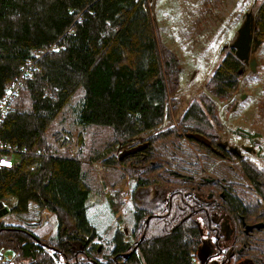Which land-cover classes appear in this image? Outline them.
I'll return each instance as SVG.
<instances>
[{
  "label": "trees",
  "instance_id": "obj_1",
  "mask_svg": "<svg viewBox=\"0 0 264 264\" xmlns=\"http://www.w3.org/2000/svg\"><path fill=\"white\" fill-rule=\"evenodd\" d=\"M217 1L199 0L196 21L213 12ZM155 5L156 0H0V101L21 66L35 61L0 119V154L14 152L19 159L14 167H0V201L32 220L0 223V249L15 254L13 264H194L198 257L201 230L193 203L183 198L187 182L179 174L148 179L133 169L130 195L140 222L118 227L107 245L88 215L101 190L93 163L106 168L121 162L116 154L121 142L141 137L153 142V159L177 154L157 145L159 127L171 119L170 102L180 103L173 98L181 70L178 56L159 42ZM254 13L264 47V2ZM245 70L229 50L206 93L185 111L181 128L207 134L216 121L217 100L234 95ZM147 166L148 173L166 170ZM107 170V183L115 187L121 173ZM150 182L173 193L170 209L146 222L156 209ZM32 203L57 219L47 239L33 228L42 220Z\"/></svg>",
  "mask_w": 264,
  "mask_h": 264
},
{
  "label": "rangeland",
  "instance_id": "obj_2",
  "mask_svg": "<svg viewBox=\"0 0 264 264\" xmlns=\"http://www.w3.org/2000/svg\"><path fill=\"white\" fill-rule=\"evenodd\" d=\"M198 1L199 0H156V5L152 8L155 25L157 27L158 25L162 27V32L159 34L161 46L164 44L178 56V59H180V90L178 89V92L175 94L176 98H173L175 100L179 99L180 103L176 105L173 101L170 102L171 119H165L159 127L160 133L157 132L160 134L157 145H162V149H160L167 153H170L168 149H176L172 148V144L177 140L178 132H181V119L185 111L194 100H198L202 94L206 93L209 79L226 56L225 52H227V50L224 49L225 45L233 42L235 39L239 27L245 20L246 13L250 10L254 13L257 7L264 2V0H218L215 6H212L214 7V11H210L205 17H199V22H197L195 4H197ZM259 48H261L259 53V71L257 73H243L240 77L238 89L236 90L238 91L237 98H239L241 94H248L247 99L242 101L245 105L241 107L242 109H240V111H234V103L231 100L234 101L236 99L235 96L229 100H217V112L214 118L216 121L212 120V123L209 125V130H212L215 124L220 123L222 124V129L224 130L225 128L226 133H224L223 130L220 132L224 136L230 137L229 133L226 131V128L230 127L228 126L229 124L235 126V124L242 125L251 123L255 125L254 123H264V111H261V114H256L254 110H252L256 107L264 108V96L261 98L260 102L258 100L256 103V99L264 94V47L261 44ZM173 126L177 128V130H175L176 135L170 136L168 133ZM183 131L185 132L186 130L183 129ZM125 143L126 142H121L117 148L116 154L121 162L113 165L105 164L106 168H104L103 164L100 162L93 163L97 172V184H99L97 188L101 190L98 191L96 197H93L88 215L92 222L97 225L103 236L101 240V243H103L102 245H107L112 241L113 234L119 227L116 222L118 213L122 212L123 214L121 218L123 224L130 220V215L133 211L132 208H134L133 199L129 197L133 178L131 171H133V169L140 170L139 172L142 173V176L151 179L156 176L158 178V175H163L157 174L156 172L166 173L167 167L173 168L170 161L158 160L164 159L163 157H167L170 154H163L161 157L157 156V158L153 159L150 158V148L148 152H146V156L142 155L140 159L134 162L126 158L124 159L126 155L125 149L121 154H119V151ZM150 144L152 147L153 142H150ZM174 146H179V143H175ZM178 149L179 148L176 150ZM182 150L184 152L186 151L185 154H182L179 149L176 155H180L177 159L182 160L183 158H189L190 156L187 157L188 153L192 155V152L184 146H182ZM201 154L203 159L208 157L205 151H202ZM120 155H124L123 158H120ZM148 164H150L151 168H154L156 165L166 170H157L155 173H148L146 169ZM107 169H115L117 172L121 173V176H119L120 180L115 187L114 185L112 186V181L107 183V181L111 180V175ZM207 169L210 171V168ZM153 182H150L151 184L149 187V192L152 195L159 190L157 187L162 183L160 179H158L157 182L158 186ZM162 186L167 187V185ZM113 187L115 191H113ZM112 200L115 206L112 205ZM119 200H121L123 204H121ZM129 201L130 203H128ZM138 203H142V201L138 200ZM5 204L8 206L9 212L3 216V222L13 225H24L32 222L28 213L15 212L12 210L11 203ZM136 206L135 203V207ZM31 208L37 212L38 219L42 220L40 225H35L33 227L34 230L40 233L44 239H47L50 235L55 233L57 219L48 218L51 214L50 210H39L35 203L31 204ZM123 227L125 226H121L120 228ZM129 227L131 229L132 226L129 225ZM126 231L127 233H131L128 229Z\"/></svg>",
  "mask_w": 264,
  "mask_h": 264
},
{
  "label": "flooded vegetation",
  "instance_id": "obj_3",
  "mask_svg": "<svg viewBox=\"0 0 264 264\" xmlns=\"http://www.w3.org/2000/svg\"><path fill=\"white\" fill-rule=\"evenodd\" d=\"M231 43L224 47L227 50L224 51L226 55L229 50L236 55L235 49L230 47ZM260 51L261 48L256 52V72L244 62L245 72L259 71ZM237 95L238 91L229 99ZM263 96L264 94L258 97L256 103L258 100L260 102ZM247 97L248 94L244 93L234 101L231 100L234 103V111L242 109L245 105L242 101ZM252 110L261 114L264 108L256 107ZM254 124H229L230 127L226 128L229 137L220 132L223 130L222 124L217 123L205 134L210 140V146L187 137V133L192 131L184 132L181 129V132H178L180 138L174 143H179L177 147L182 154L186 152L182 150L184 146L192 155L188 153L187 157H190L182 160L177 159L180 154L175 155L173 159L171 155L163 157L173 166L167 167L166 173L179 174L187 182L182 187L185 192L183 198L193 203L196 213L193 218L196 217V223L202 227L199 246L201 259L198 256L194 264H264V123ZM223 131L226 133L225 128ZM147 141L143 137L128 141L122 146L119 154L124 149L139 146L140 150L125 155L124 159H140V156H146L151 147ZM179 149L168 150L178 153ZM202 151L207 153V158L203 159ZM207 168H210V171ZM172 193L168 186H163L160 191L155 192L152 202L155 203L156 209L152 210L154 214L148 215L146 222L153 215L160 216L162 208L165 207L166 212L170 209ZM129 197L132 199V195ZM132 210L130 220L124 224L121 222L122 212L118 213L116 222L119 228L134 226L140 222L136 215L138 208L134 206ZM114 259L117 260V257Z\"/></svg>",
  "mask_w": 264,
  "mask_h": 264
},
{
  "label": "water",
  "instance_id": "obj_4",
  "mask_svg": "<svg viewBox=\"0 0 264 264\" xmlns=\"http://www.w3.org/2000/svg\"><path fill=\"white\" fill-rule=\"evenodd\" d=\"M256 30V22L255 15L252 10L246 13L245 20L242 25L239 27L237 35L233 42L230 44L231 48H234L236 51V56L244 61L247 65H249L252 71L256 72L258 59L256 57V52L262 44V39L258 37L255 33ZM228 46V45H227ZM242 73V72H240ZM187 137L193 138L207 146H210V140L201 133L190 132L187 133ZM139 146L129 148L125 150V154H133L140 150ZM124 155H120V158H123ZM0 217H3L9 212V208L5 206L3 201H0ZM200 226V224H199ZM200 230L202 231L201 227ZM198 256L201 259L200 248L198 252Z\"/></svg>",
  "mask_w": 264,
  "mask_h": 264
},
{
  "label": "built area",
  "instance_id": "obj_5",
  "mask_svg": "<svg viewBox=\"0 0 264 264\" xmlns=\"http://www.w3.org/2000/svg\"><path fill=\"white\" fill-rule=\"evenodd\" d=\"M35 67V61L30 59L21 66L20 76L8 87V92L0 101V119L3 114L8 110L9 103L13 97L19 93L25 77ZM19 163V159L14 152L1 153L0 154V167H14ZM5 204V203H4ZM5 206H7L5 204ZM8 207V206H7ZM3 217H0V223L3 221ZM15 260V254L8 249H0V264H13Z\"/></svg>",
  "mask_w": 264,
  "mask_h": 264
}]
</instances>
